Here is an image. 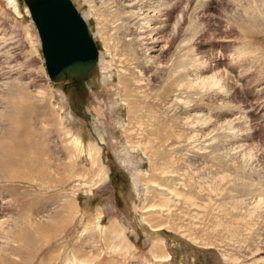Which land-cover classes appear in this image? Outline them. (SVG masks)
Returning a JSON list of instances; mask_svg holds the SVG:
<instances>
[{"label": "rangeland", "instance_id": "rangeland-1", "mask_svg": "<svg viewBox=\"0 0 264 264\" xmlns=\"http://www.w3.org/2000/svg\"><path fill=\"white\" fill-rule=\"evenodd\" d=\"M72 1L98 59L53 81L0 0V264H264V0Z\"/></svg>", "mask_w": 264, "mask_h": 264}, {"label": "water", "instance_id": "water-1", "mask_svg": "<svg viewBox=\"0 0 264 264\" xmlns=\"http://www.w3.org/2000/svg\"><path fill=\"white\" fill-rule=\"evenodd\" d=\"M39 38L50 80L72 73L86 79L98 59L87 22L72 0H23Z\"/></svg>", "mask_w": 264, "mask_h": 264}, {"label": "bare ground", "instance_id": "bare-ground-1", "mask_svg": "<svg viewBox=\"0 0 264 264\" xmlns=\"http://www.w3.org/2000/svg\"><path fill=\"white\" fill-rule=\"evenodd\" d=\"M152 31H150V35H149V39H151V43L152 42H156L157 43V41H158V37L157 36H153L152 34ZM155 33V32H154ZM131 43V42H130ZM156 45V44H155ZM155 45H153V47L155 46ZM68 117H70L72 114H71V112H68L67 114H66ZM12 117V116H11ZM72 117V116H71ZM13 118H14V116H13ZM51 119H52V121L53 120H55V117H54V115L52 114V116H51ZM15 120V119H14ZM15 125V124H14ZM18 127V126H17ZM18 130V129H17ZM74 138V137H73ZM25 139V138H24ZM27 139V138H26ZM72 141L74 142V145L77 147V145H80V140L78 139V138H74V140L72 139ZM16 142V144H17V147H18V149L17 148H10L9 149V151L8 150H3L2 151V153H1V159H2V164H4V162H5V160L7 159V158H9V156H10V154L12 153V152H15V153H17V152H21L20 150H22V153H21V155H23V153H24V151H26L25 150V148H26V140H22V139H20V140H16L15 141ZM29 146V145H28ZM2 148H4V147H2ZM2 148H0V149H2ZM33 147H31V149H32ZM33 150V149H32ZM72 150V149H71ZM35 151V150H34ZM45 152V151H44ZM14 154V153H13ZM68 154V153H67ZM35 158H37L35 155H34V157H33V159H35ZM90 158L91 159H93V160H95V158H94V156L93 155H91L90 156ZM25 159V158H24ZM38 160V159H37ZM40 160V159H39ZM119 160H120V163H122L123 164V166H125L124 165V161L126 160L125 159V157L123 158V157H119ZM38 162V161H37ZM7 163V162H6ZM31 163L32 164H35L36 163V161H31ZM38 164V163H37ZM126 164H128V163H126ZM7 165V164H6ZM9 165V164H8ZM7 165V166H8ZM6 168V167H5ZM8 168V167H7ZM133 179V182L135 183L136 181H137V179H136V177H135V175L133 176V174H132V176H131ZM256 206H257V203H256ZM222 210V209H221ZM225 210V209H224Z\"/></svg>", "mask_w": 264, "mask_h": 264}]
</instances>
